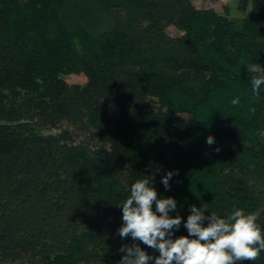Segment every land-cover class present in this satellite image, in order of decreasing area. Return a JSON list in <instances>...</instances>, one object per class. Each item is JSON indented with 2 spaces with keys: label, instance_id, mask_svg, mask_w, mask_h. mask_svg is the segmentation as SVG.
<instances>
[{
  "label": "trees",
  "instance_id": "1",
  "mask_svg": "<svg viewBox=\"0 0 264 264\" xmlns=\"http://www.w3.org/2000/svg\"><path fill=\"white\" fill-rule=\"evenodd\" d=\"M237 6L0 0V264H117L143 176L176 200L174 237L192 205L258 212L264 233V0Z\"/></svg>",
  "mask_w": 264,
  "mask_h": 264
},
{
  "label": "clouds",
  "instance_id": "2",
  "mask_svg": "<svg viewBox=\"0 0 264 264\" xmlns=\"http://www.w3.org/2000/svg\"><path fill=\"white\" fill-rule=\"evenodd\" d=\"M248 70L258 71L255 65H249ZM261 85H264V70L252 79L254 92ZM238 102L233 100V104ZM206 143L212 145L214 137L208 136ZM173 175L168 171L162 176L165 190L170 187ZM143 177L131 184L130 195L118 204L122 208L118 234L122 240L130 236L133 243L120 247L122 257L117 264H149L150 261L152 264H237L254 262L264 251V233L257 223L259 213H245L238 207L222 218L216 213L206 215L205 207L192 205L183 221L187 235L174 237L182 223L180 215L170 214L177 208L176 200L158 196L152 184L154 176ZM137 241L158 255H150Z\"/></svg>",
  "mask_w": 264,
  "mask_h": 264
},
{
  "label": "rangeland",
  "instance_id": "3",
  "mask_svg": "<svg viewBox=\"0 0 264 264\" xmlns=\"http://www.w3.org/2000/svg\"><path fill=\"white\" fill-rule=\"evenodd\" d=\"M194 4L198 8H212L219 13L230 12L232 16H243L244 13L238 8L237 0H194ZM169 32L171 34H178V31L175 27H170ZM66 79L70 83H85L86 77L83 74H71L66 76ZM52 133L58 132L57 129L51 128Z\"/></svg>",
  "mask_w": 264,
  "mask_h": 264
}]
</instances>
